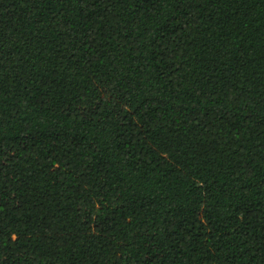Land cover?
<instances>
[{"label": "trees", "instance_id": "obj_1", "mask_svg": "<svg viewBox=\"0 0 264 264\" xmlns=\"http://www.w3.org/2000/svg\"><path fill=\"white\" fill-rule=\"evenodd\" d=\"M0 264H264V0H0Z\"/></svg>", "mask_w": 264, "mask_h": 264}]
</instances>
